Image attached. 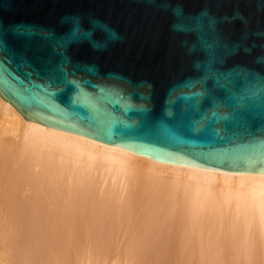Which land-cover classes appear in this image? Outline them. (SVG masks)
<instances>
[{"label":"water","instance_id":"water-1","mask_svg":"<svg viewBox=\"0 0 264 264\" xmlns=\"http://www.w3.org/2000/svg\"><path fill=\"white\" fill-rule=\"evenodd\" d=\"M0 96L156 161L264 173V0H0Z\"/></svg>","mask_w":264,"mask_h":264},{"label":"bare ground","instance_id":"bare-ground-1","mask_svg":"<svg viewBox=\"0 0 264 264\" xmlns=\"http://www.w3.org/2000/svg\"><path fill=\"white\" fill-rule=\"evenodd\" d=\"M0 264H264V173L156 161L0 96Z\"/></svg>","mask_w":264,"mask_h":264}]
</instances>
